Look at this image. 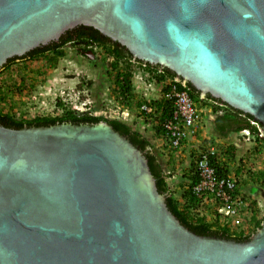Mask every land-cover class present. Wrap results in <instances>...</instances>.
<instances>
[{"label":"water","instance_id":"obj_1","mask_svg":"<svg viewBox=\"0 0 264 264\" xmlns=\"http://www.w3.org/2000/svg\"><path fill=\"white\" fill-rule=\"evenodd\" d=\"M81 25L264 131V0H0V68ZM0 264H264V224L245 241L189 230L106 122L0 123Z\"/></svg>","mask_w":264,"mask_h":264},{"label":"rangeland","instance_id":"obj_2","mask_svg":"<svg viewBox=\"0 0 264 264\" xmlns=\"http://www.w3.org/2000/svg\"><path fill=\"white\" fill-rule=\"evenodd\" d=\"M88 45L86 42L67 44L62 48L65 55L55 65L51 61L52 52L40 53L35 57H29L27 53L11 57L12 61L0 68V112L10 113L17 119L62 116L66 111H71L76 115L119 120L152 142L162 171L169 173L167 186L181 204L184 202L182 194L188 187L187 176L193 171L191 162L197 149L200 147L205 150L213 146L219 162L232 167L231 175L239 167L242 172L238 179H246L244 187L240 186L244 205L240 208V214L227 227L235 233H253L251 217L254 209H258V219H261L264 185L252 182L251 175L264 171V143L244 141L242 136L233 133L225 138L217 135L212 121L218 115L212 112V107L217 103L204 96L196 103L202 109L203 125L195 136L186 140L181 150H171L162 135L157 133L161 119L160 114L154 112V104L149 114L141 112L137 106L139 101L150 103L159 99L161 85L153 83L151 78L154 75L148 73L144 66L135 64L134 60L131 66L135 82L132 96L123 99L118 96L115 76L126 67L124 61L116 62L109 54L108 47ZM261 135L264 138L263 131ZM229 145L235 147L232 161L227 154ZM212 205H203L199 210L206 220L215 222Z\"/></svg>","mask_w":264,"mask_h":264},{"label":"trees","instance_id":"obj_3","mask_svg":"<svg viewBox=\"0 0 264 264\" xmlns=\"http://www.w3.org/2000/svg\"><path fill=\"white\" fill-rule=\"evenodd\" d=\"M63 36V41L61 44H74L77 42H90L91 44L96 45H105L108 47L109 54L114 57L116 62L118 60L126 61V67L122 68L117 72L115 76V81L118 87L117 93L118 96L123 99L131 98L132 96V63L131 57L132 55L126 50L123 46L115 43H110L107 37H102L99 32L92 27L89 26H77L72 29L67 30ZM59 45L48 44L44 48L37 47L27 53V56L35 57L44 51L52 52L53 55L51 57L52 64L55 65L58 59L62 58L65 53L62 50L63 47H58ZM12 61L9 58L6 62L9 64ZM117 65H115L116 67ZM144 69L148 71L150 74H155L156 82H162L164 78H174L175 73L171 72L166 68H161L159 65H144ZM177 87L179 89H184L182 84L178 82ZM191 96L192 100L197 103L200 101V96L198 91L191 86L190 83L186 84L185 87ZM164 91L168 90V86L163 88ZM207 99H211L216 102L212 107V112L214 114H218L214 119V132L217 135L222 137L228 136L232 132H239L242 129H249L252 133L255 134V140L258 143H264V138L259 137L258 126L261 125L257 122V124H253L251 121L253 117L249 114L243 113L239 110L233 109L232 107L221 103L219 100L214 99L207 95ZM150 104L155 107L156 112L160 114V119L164 120L172 116L173 106L172 101L166 100L164 97L160 98L155 102H142L139 101L137 103L138 108L141 110L142 104ZM141 112L145 113V111L141 110ZM147 114V113H145ZM106 122L108 123L115 131L119 132L121 135H124L134 146L138 147L146 156L148 160V166L153 177L156 180V186L159 193L163 194L166 197V204L169 210L175 215V217L180 221L182 225L187 227L189 230L194 231L200 235H215L220 237H225L227 239H235L237 241H245L249 240L250 237L257 232L264 224V215L258 219V209H254V213L251 217L252 225L254 226L253 233H235L232 232L227 225H220L217 223L218 221L211 222L206 220L205 216H200L199 213L195 212V209H198L200 206L201 199L198 195H195L192 191V187L198 183L199 176L194 171L188 173V187L185 191H183V199L184 202L181 204L178 199L173 195L172 191L167 186L166 178L168 177L161 169L160 163L158 162L157 155L152 152V145L141 133L133 130L128 125L120 122L119 120L107 119L101 116L80 114L76 115L71 111H66L62 116H36L34 118H21L17 119L14 115L10 113H1L0 112V123L6 127L12 128H21L23 126H50L54 124L60 123H73V124H95L98 122ZM258 125V126H257ZM158 134H161L163 138H165V132L162 127L157 130ZM204 149V148H203ZM257 149V147H256ZM259 150V149H258ZM235 147L234 145H229L227 148V154L230 155L232 161L234 156ZM210 162L214 166L216 170V174L219 177H228L231 174V168L227 165V163H220L218 157L210 156ZM195 166V163L192 162V166ZM239 169L237 168V173L239 175ZM237 175V176H238ZM252 182L264 185V171H258L251 175ZM237 189L236 193L233 194L239 196L241 194L240 188L244 187L246 179L239 180L237 179ZM242 186V187H240ZM254 190V188H252ZM255 204L254 202H252Z\"/></svg>","mask_w":264,"mask_h":264},{"label":"built area","instance_id":"obj_4","mask_svg":"<svg viewBox=\"0 0 264 264\" xmlns=\"http://www.w3.org/2000/svg\"><path fill=\"white\" fill-rule=\"evenodd\" d=\"M177 79L166 80L161 83V97L170 100L175 107L172 116L160 122L165 132V140L172 150L181 149L183 141L189 139L196 134V131L204 123L202 110L197 107L192 100L186 87V83L180 82L184 89H179ZM135 83V82H134ZM168 86V90L164 91V87ZM141 110L145 113L151 112V107L144 103ZM244 140L253 141L254 135L249 130H242ZM261 136V133H259ZM194 156L195 172L199 176V181L192 187L195 195L201 199L200 206L206 203H213L219 217L224 221H229L240 214L241 207L244 202L240 196H233L237 189V179L235 176L219 177L216 174L214 166L210 162V156H215L213 147L205 151L197 149ZM199 209V208H198ZM198 211V210H196ZM202 215V213H200ZM264 214V209L262 211Z\"/></svg>","mask_w":264,"mask_h":264},{"label":"clouds","instance_id":"obj_5","mask_svg":"<svg viewBox=\"0 0 264 264\" xmlns=\"http://www.w3.org/2000/svg\"><path fill=\"white\" fill-rule=\"evenodd\" d=\"M135 61H136V60H135ZM142 65H143V66L146 65V63H144V64H142ZM147 72H148V71H147ZM148 73H149V72H148ZM151 74L154 75V77H155V74H153V73H151ZM154 77L151 78V79H152L153 83L155 82V83H157V85H161V83H162L163 81H165V79H166V80L177 79L176 76H175L174 78H167V77H166V78H164V80H163L162 82H156V80H155ZM132 78H133V74H132ZM132 78H131V81H133ZM177 80H178V79H177ZM178 81L182 82L181 80H178ZM133 84H135L134 81L132 82V85H133ZM186 84H187V83H186ZM160 92H161V90H160ZM199 96L202 97V96L200 95V93H199ZM160 98H162V97H161V93H160V97H159V99H160ZM203 98H204V97H203ZM159 99H158V100H159ZM200 99H202V98H200ZM158 100L155 99L154 102H155V101H158ZM148 105H149L150 107H152V105H150V104H148ZM196 105H197V104H196ZM197 107H198V106H197ZM198 108H199V107H198ZM153 109H154V112H155V111H156V110H155V107H154ZM201 110H202V109H201ZM148 114H149V113H148ZM216 116H217V115H216ZM161 121H162V120H161ZM212 121H213V120H212ZM251 122H252L253 124H257V121H255L254 119H253ZM213 124H214V122H213ZM257 126H258V125H257ZM160 127H161V125H160ZM198 130H199V128H198ZM198 130L196 131V134H197ZM242 130H249V129H242ZM242 130H241V131H242ZM241 131H240V133H238V136H239V135L242 136V139H243V135H241ZM262 131H263V130L261 129V125H259V126H258V132L261 133ZM249 132H250L252 135H254V139H253V141L257 143V141L255 140V139H256V138H255V134L252 133L250 130H249ZM263 132H264V131H263ZM196 134H195V135H196ZM195 135H194V136H195ZM258 136H259V135H258ZM191 137H192V136H191ZM259 137H262V135L259 136ZM186 140H188V139H186ZM186 140L183 141V145H184V143L187 142ZM244 141H245V140H244ZM183 145H182L181 149L183 148ZM210 147H213V146H209V147H207L206 149H208V148H210ZM213 148H214V147H213ZM170 149H171V148H170ZM181 149H179V150H181ZM198 149H200V147H199ZM202 149H203V148H202ZM206 149H205V150H206ZM171 150H172V149H171ZM200 150H201V149H200ZM205 150L203 149V151H205ZM214 150H215V149H214ZM173 151H174V150H173ZM215 155L218 157L216 151H215ZM192 162L195 163V162H194V158H193V161H192ZM192 162H191V163H192ZM193 168H194V171H195V166H193ZM229 168H232V167H229ZM238 168H239V167H238ZM239 172L241 173L242 170L239 171ZM236 173H237V169L234 171L233 175L230 174V175H228V176H235L236 179H238V178H239V175L236 174ZM240 173H239V174H240ZM237 175H238V176H237ZM187 182H188V179H187ZM239 196H240V195H239ZM240 197H241V196H240ZM206 204H210V205H212L213 203H206ZM206 204H205V205H206ZM212 207H213L214 219H216V221H218L219 224H221V225H227L229 222H232V221L234 220V217H233V218H229V221H228V222L222 220V219L219 217V215L217 214V211L215 210V205H212ZM198 208H200V207H198ZM196 210H198V211H196ZM258 211H259V210H258ZM195 212L199 213L200 216H204L203 214H202V215L200 214L201 212H200L199 209H195ZM260 212H261V214H262V211H260ZM263 215H264V214H262L260 217H262ZM237 216H238V215H237ZM235 217H236V216H235ZM227 226H228V225H227Z\"/></svg>","mask_w":264,"mask_h":264},{"label":"flooded vegetation","instance_id":"obj_6","mask_svg":"<svg viewBox=\"0 0 264 264\" xmlns=\"http://www.w3.org/2000/svg\"><path fill=\"white\" fill-rule=\"evenodd\" d=\"M66 32V31H65ZM64 32V33H65ZM63 33V34H64ZM63 34L59 37V39L58 40H56V41H52V42H50V43H48V44H54V45H59L58 47H64V46H66L68 43H65V44H61L62 43V41H63V38L65 37V36H63ZM102 36V35H101ZM102 37H104V36H102ZM108 39V38H107ZM108 41L110 42V43H115V42H113V41H110L109 39H108ZM87 43V42H86ZM89 43V45L87 46V47H91V43L90 42H88ZM117 43V42H116ZM48 44H46V45H48ZM118 44V43H117ZM46 45H42V46H39L40 48H44ZM94 45H96V44H94ZM100 47H104L105 45H99ZM106 47V46H105ZM125 48V47H124ZM82 51V50H81ZM83 53H86L85 52V50H83L82 51ZM42 53V52H41ZM43 53H47V51H44ZM23 56V55H22ZM113 57V56H112ZM113 59H114V57H113ZM115 60V59H114ZM124 60H118V62H123ZM133 61H134V59L131 57V63L133 64ZM124 63L126 64V61H124ZM135 64H138L139 66H143L142 64H144V62H142V61H139V60H136L135 61ZM132 66V65H131Z\"/></svg>","mask_w":264,"mask_h":264},{"label":"crops","instance_id":"obj_7","mask_svg":"<svg viewBox=\"0 0 264 264\" xmlns=\"http://www.w3.org/2000/svg\"><path fill=\"white\" fill-rule=\"evenodd\" d=\"M216 117V116H215ZM215 117L212 119L213 120V122H214V119H215ZM234 135L236 134V135H238V133H240V131L239 132H232ZM225 138V137H224ZM240 192L242 193V190H241V188H240Z\"/></svg>","mask_w":264,"mask_h":264}]
</instances>
